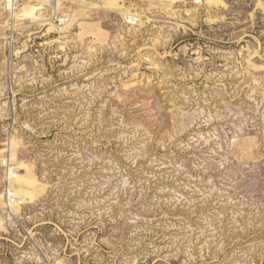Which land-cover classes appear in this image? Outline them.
<instances>
[{
	"label": "rangeland",
	"instance_id": "obj_1",
	"mask_svg": "<svg viewBox=\"0 0 264 264\" xmlns=\"http://www.w3.org/2000/svg\"><path fill=\"white\" fill-rule=\"evenodd\" d=\"M0 264H264V0H0Z\"/></svg>",
	"mask_w": 264,
	"mask_h": 264
},
{
	"label": "bare ground",
	"instance_id": "obj_2",
	"mask_svg": "<svg viewBox=\"0 0 264 264\" xmlns=\"http://www.w3.org/2000/svg\"><path fill=\"white\" fill-rule=\"evenodd\" d=\"M108 1V0H107ZM125 15H127V14H125Z\"/></svg>",
	"mask_w": 264,
	"mask_h": 264
}]
</instances>
